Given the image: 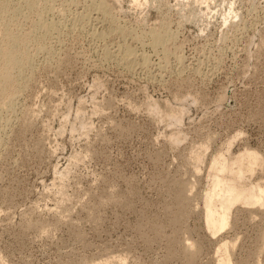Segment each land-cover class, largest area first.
Masks as SVG:
<instances>
[{"label":"rangeland","instance_id":"obj_1","mask_svg":"<svg viewBox=\"0 0 264 264\" xmlns=\"http://www.w3.org/2000/svg\"><path fill=\"white\" fill-rule=\"evenodd\" d=\"M0 49V264H264L204 208L219 154L264 183V0H0Z\"/></svg>","mask_w":264,"mask_h":264},{"label":"bare ground","instance_id":"obj_2","mask_svg":"<svg viewBox=\"0 0 264 264\" xmlns=\"http://www.w3.org/2000/svg\"><path fill=\"white\" fill-rule=\"evenodd\" d=\"M47 28L50 29V27H47ZM156 35L157 36H154V41H155L156 45L159 46V44H161V38L157 33H156ZM5 52H8V51H5ZM123 52L130 53L129 49L128 50L126 49L125 51L123 50ZM124 55L126 56L127 54H124ZM0 56L2 58H4V61H5V59H7V63H11V65H13L14 62H12V60L10 61L7 58V56L1 51H0ZM124 59L126 60V58L123 57V62H124ZM129 59H130V56H129ZM127 60H128V58H127ZM131 60L134 61L133 59H131ZM131 60H129V61L131 62ZM135 60H136V58H135ZM127 62L128 61H126V63ZM1 69H0V71H1ZM8 69H9V67H8ZM10 77L7 74H5L4 72L3 73L0 72V82L1 83H3V82L10 83L11 82ZM1 85H0V99H1L2 91L4 92V90L1 89L2 88ZM4 95L5 94H3L2 96H4ZM171 117H170L171 121H174L177 123L181 121V116L179 114L178 115L174 114ZM232 142L233 141H231V143L229 144V148L232 145ZM227 152H229V150ZM227 154L226 155L225 154H219L213 159V161L211 163V169L209 172V177L211 178V176H214L213 177L214 179L212 182V187L209 190H207L205 195H204L205 219H206V225H207L206 227L209 229L208 231L212 232L213 236H218L219 234L226 231V229L231 227L230 218L232 215V211L236 206L245 205L247 203L251 204L252 206H260V207L264 206V186H263L264 183H263V185L256 184V185H253L249 188H243L242 186H240L241 182L245 180L246 173L247 172L252 173L254 168L259 165L260 154H258V152L253 151V150H246L245 152L240 153L234 157L233 156L229 157ZM202 158H203L202 155H199L197 157L198 161H202ZM225 246H226V248H225V253L223 254V259L219 260L217 262V264H233L231 256L229 255L228 245L226 244ZM231 246H233V245H231ZM193 247H195L193 244H191V243L187 244L188 251L191 252L190 254H193V251H195V248H193ZM231 248H233V247H231ZM230 251H231V249H230ZM190 256L193 257L194 255H190ZM125 259H124V261H125ZM120 260H121V258H120ZM122 262H123V260H122ZM104 263L109 264V262L108 263L104 262ZM189 263H190V261H189ZM91 264H93V263H91ZM110 264H112V263H110ZM113 264H114V262H113Z\"/></svg>","mask_w":264,"mask_h":264}]
</instances>
